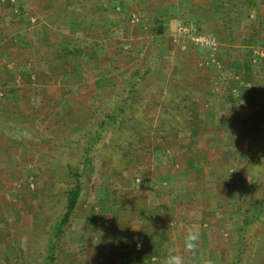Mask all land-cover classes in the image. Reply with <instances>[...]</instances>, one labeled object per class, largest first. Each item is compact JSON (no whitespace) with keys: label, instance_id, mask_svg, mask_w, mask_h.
<instances>
[{"label":"rangeland","instance_id":"rangeland-1","mask_svg":"<svg viewBox=\"0 0 264 264\" xmlns=\"http://www.w3.org/2000/svg\"><path fill=\"white\" fill-rule=\"evenodd\" d=\"M223 2L0 0V264H164L173 247L184 264H231L248 208L241 260L264 264V91L239 90L252 74L264 88V23L242 17L235 41L219 39ZM182 21L213 46L186 41ZM10 55L26 59L18 80ZM70 170L82 192L55 235Z\"/></svg>","mask_w":264,"mask_h":264},{"label":"trees","instance_id":"trees-1","mask_svg":"<svg viewBox=\"0 0 264 264\" xmlns=\"http://www.w3.org/2000/svg\"><path fill=\"white\" fill-rule=\"evenodd\" d=\"M222 1H224L223 3L225 5H227V3H228L229 5H233V6H231L232 8H230V6H229L228 10H226V15H225L224 21L221 24H219V27L216 29V35L219 39L225 38V40L227 39L228 42H233V41H235L236 36H237V32L235 33L236 28L241 23V3L243 2V0H222ZM99 6L102 7V5H100V4H99ZM187 46L194 47L192 44H189ZM248 53H250V50H247V54ZM238 62L241 64V65L240 64L239 65L242 67L243 72L246 75L251 76L250 74L252 73L251 72L252 65L250 63L249 55H248V57L246 56L244 58H241V60H238ZM152 68H153L152 66H149L144 70V72L149 71ZM133 73L131 74L132 77H134L135 73H137L136 70ZM251 77H250L251 79H250L249 84L248 85L243 84V86L239 90H240V92L245 91L244 93L246 94V97L248 96L250 101L253 102V101H255L256 95L259 92H263L264 88H260L261 87L260 86L261 85L260 80H259V82L256 81L253 77V74ZM246 78H244V79H246ZM171 87H174V85L171 84ZM171 92L173 93L172 90H171ZM189 95L190 94H188L186 92V94L183 95L185 98V99H183V101H186V100L188 101L190 99ZM175 99L176 98L174 97V94L171 95L169 98V100H171L172 103ZM120 111L121 112L125 111V109H124V107H122V105L119 106L118 111L116 113H118ZM116 113H112V114L108 115V121H106L105 123L112 124V123L116 122V120H117V114ZM97 135H98V133L95 132L93 134L94 138H96ZM90 151H91V142L89 143V146H85V149H84L83 158H85V160L82 161V167L83 168L86 167V158L89 157ZM68 174L72 178L74 184L71 185V187L69 189H67L66 195H65L66 200L64 203L63 212H62L61 216L59 217V220L57 221V223L52 226V230H53V233L55 235L59 234L62 231V229L65 227V225L68 223V221L70 220V218H71V216H72V214H73V212H74V210L78 204V201H79V198H80L81 192H82V185L83 184H82L81 172L79 170H70ZM248 209H247V211H249V212L245 216H243L241 225L239 227L238 235L235 239L236 255H239V256H236L235 259L231 262V264H243V261L241 260L242 256H240V253H241L242 248H243L242 246H245L243 230H245L246 227H248L253 221H255V219L258 220V214H255ZM259 209H260L259 212H262L264 210V195H263ZM51 246L52 247L54 246L53 242L51 243ZM52 260L53 259L50 256H48V258H47L48 263L47 264H50Z\"/></svg>","mask_w":264,"mask_h":264},{"label":"crops","instance_id":"crops-1","mask_svg":"<svg viewBox=\"0 0 264 264\" xmlns=\"http://www.w3.org/2000/svg\"><path fill=\"white\" fill-rule=\"evenodd\" d=\"M12 1V0H11ZM222 1V0H221ZM206 2V1H205ZM255 3H256V1H255ZM253 5V2L251 1H247V0H245V1H243L242 3H241V11H242V13H241V18L242 17H245V19H250L251 17H252V21H254V22H256V21H260L261 23L263 22L264 23V13L263 14H259L258 15V12L254 15V13L252 12V9L249 7V6H252ZM256 6H257V4H256ZM258 7V6H257ZM242 20H244V18H242ZM264 25V24H263ZM249 32H248V34H243L242 36H246V37H250V36H253V28H251V27H248V29H247ZM14 33H16V32H14ZM255 33V32H254ZM3 35V33H1L0 34V39L2 40V39H4V35ZM12 35V34H11ZM11 35H9V36H11ZM250 35V36H249ZM1 40H0V42H1ZM19 40L21 41H23V43H22V41L21 42H19ZM6 41H8V40H6ZM15 43H18V44H20V45H25V41L20 37V36H17L16 37V41H14ZM17 49V48H16ZM26 50V49H25ZM18 51V50H17ZM22 51H20L19 53H21ZM16 55L18 54V52H14ZM23 54L24 55H26V51H24L23 50ZM3 59L5 60V61H7V62H9V63H7V68L8 69H13L14 70V72H16V73H14L15 75H16V79H17V75H18V72L22 69V70H25L26 69V63H25V61H26V59H25V57H23V59L22 60H20V58H18V56L17 57H15V56H7L6 58L5 57H3ZM15 77V76H14ZM19 79V78H18ZM17 79V80H18Z\"/></svg>","mask_w":264,"mask_h":264},{"label":"clouds","instance_id":"clouds-1","mask_svg":"<svg viewBox=\"0 0 264 264\" xmlns=\"http://www.w3.org/2000/svg\"><path fill=\"white\" fill-rule=\"evenodd\" d=\"M199 241V227H190L183 237V250L185 252H191L195 250L198 247ZM164 264H184L183 253L176 247L171 248L164 259Z\"/></svg>","mask_w":264,"mask_h":264},{"label":"built area","instance_id":"built-area-1","mask_svg":"<svg viewBox=\"0 0 264 264\" xmlns=\"http://www.w3.org/2000/svg\"><path fill=\"white\" fill-rule=\"evenodd\" d=\"M177 29L186 41L191 42L197 48L208 49L214 44L213 36L200 32L197 26L191 21L180 22Z\"/></svg>","mask_w":264,"mask_h":264}]
</instances>
